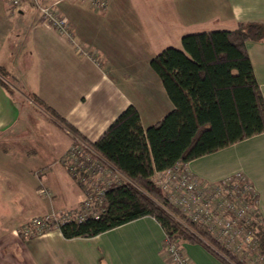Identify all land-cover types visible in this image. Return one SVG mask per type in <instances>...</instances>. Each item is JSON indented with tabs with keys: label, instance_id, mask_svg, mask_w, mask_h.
Masks as SVG:
<instances>
[{
	"label": "crops",
	"instance_id": "1",
	"mask_svg": "<svg viewBox=\"0 0 264 264\" xmlns=\"http://www.w3.org/2000/svg\"><path fill=\"white\" fill-rule=\"evenodd\" d=\"M41 1L57 3L74 44L42 22L29 0L13 14L10 0H0V66L16 87L0 85V171L28 192L24 215L33 218L78 210L85 195L61 163L76 136L51 117L42 120L43 110L29 97L36 96L88 143L97 142L130 106L148 129L174 109L150 67L152 59L180 48L186 35L264 25V0ZM96 2L106 7L97 8ZM247 51L264 98V40L248 42ZM186 168L209 183L243 174L254 186L264 225V134ZM43 190L48 196L40 195ZM6 232L0 230V238L7 239ZM165 239L161 225L148 216L89 239H65L54 230L21 245L12 240L18 264H168ZM181 247L193 264H224L200 244Z\"/></svg>",
	"mask_w": 264,
	"mask_h": 264
},
{
	"label": "trees",
	"instance_id": "2",
	"mask_svg": "<svg viewBox=\"0 0 264 264\" xmlns=\"http://www.w3.org/2000/svg\"><path fill=\"white\" fill-rule=\"evenodd\" d=\"M263 40L261 24H241L235 30L184 36L181 49L167 48L150 62L174 106L173 111L144 129L139 112L130 106L95 143L78 137L67 122L36 96L29 97L122 176L119 184L106 193L101 215L81 223L61 224L58 230L63 237L89 239L149 216L161 225L171 244H200L224 264H242L204 227L171 206L154 177L264 134V98L247 51L248 42ZM6 77L0 66V85L9 90L3 81ZM78 185L83 190L81 182ZM246 200L257 207V194ZM253 233L264 256L262 222L255 223Z\"/></svg>",
	"mask_w": 264,
	"mask_h": 264
},
{
	"label": "built area",
	"instance_id": "3",
	"mask_svg": "<svg viewBox=\"0 0 264 264\" xmlns=\"http://www.w3.org/2000/svg\"><path fill=\"white\" fill-rule=\"evenodd\" d=\"M25 0H10V13ZM40 13L41 21L48 24L59 34L66 36L74 44L73 34L67 20L57 8L44 5L41 0H29ZM97 8L104 9L105 3L96 2ZM76 45V44H75ZM81 55L86 53L75 46ZM71 176L81 182L86 191V200L80 210L51 214L35 218L20 233L31 237L34 233L42 234L57 222L69 221L81 223L89 217L101 215L105 195L109 189L119 184L121 174L104 163L99 156L90 150L89 145L76 138L67 154L61 159ZM155 184L162 191L168 203L180 214L193 223L204 227L206 231L228 252L237 257L242 264H264L260 242L253 233L255 223H261L257 208L250 205L246 198L255 196L254 186L241 174H233L219 183H208L193 173L186 166L177 165L172 169L155 175ZM48 196L46 190L40 192ZM256 217V218H255ZM162 254L168 264H193L182 247L171 244L167 238L162 247Z\"/></svg>",
	"mask_w": 264,
	"mask_h": 264
},
{
	"label": "rangeland",
	"instance_id": "4",
	"mask_svg": "<svg viewBox=\"0 0 264 264\" xmlns=\"http://www.w3.org/2000/svg\"><path fill=\"white\" fill-rule=\"evenodd\" d=\"M175 48V47H174ZM177 49H181L177 48ZM3 81L6 83L8 89L10 91H12L13 89H16L15 85L12 83V81L9 78L3 79ZM39 109L43 110L42 108L38 107ZM43 112L45 113H41V118H43L42 120H46L48 117H50L51 115H49L47 112H45L43 110ZM52 118V117H51ZM54 119V118H52ZM48 121V119H47ZM39 130V129H38ZM37 130V131H38ZM156 180V178L154 177V181ZM0 209H5V215L4 216H0V230L2 233L6 232L8 233L7 239H3L0 238V264H18V262H16L18 260L17 256V250L14 243H13V238L17 239L19 242V245H21L22 243L37 238V237H41L44 234H46L47 232L50 231H54L57 230V222L53 221L52 224H54L52 227H50V229H48L47 231L45 230L42 234H37L34 233L35 231H33V235L31 237H22L24 236L23 234H16L17 232L21 231L23 229V226L27 225L31 220L35 219V218H43L46 216H49V214H47L46 216H40V217H32L30 215V217H32V219L30 217H26L24 215L25 213V204L24 201L26 202L29 198L27 195V191L24 188H17L15 187V183L11 180V177L9 175H6V173H4L3 171H0ZM85 198L84 201L86 200V191L83 189ZM42 196V195H41ZM42 199V198H41ZM83 201V203H84ZM82 203V204H83ZM82 207V206H81ZM80 207V208H81ZM80 208L78 210H80ZM76 211V210H75ZM38 214H42L39 211H37ZM36 212V213H37ZM29 212H27L28 214ZM59 213H63L62 211H57L56 213L52 212L51 214H59ZM25 217V219H24ZM30 218V219H29ZM12 227V229H14L13 231H8V229H10ZM16 232V233H15ZM12 234V235H11ZM6 240V241H4Z\"/></svg>",
	"mask_w": 264,
	"mask_h": 264
}]
</instances>
